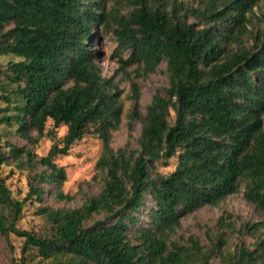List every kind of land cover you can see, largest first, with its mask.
<instances>
[{"label": "trees", "instance_id": "trees-1", "mask_svg": "<svg viewBox=\"0 0 264 264\" xmlns=\"http://www.w3.org/2000/svg\"><path fill=\"white\" fill-rule=\"evenodd\" d=\"M110 1L0 0V235L22 242L14 264H209L214 256L220 264H262L264 220L243 224L239 234L253 242L232 252L223 253L224 235L207 250L197 239H172L184 216L218 207L242 187L243 200L264 217V13L254 24L262 0H197L195 7L126 0L125 16L106 10ZM98 25L113 31L121 69L136 64L151 74L165 64L167 86L144 115L130 86V122L142 124L136 148L109 146L122 106L118 84L102 77L91 49ZM48 121L67 130L39 160L6 140L31 132L53 140ZM86 136L102 142L101 191L79 209L45 206L52 187L55 198L70 200L54 160ZM172 161L173 171L158 170ZM10 164L44 167L23 200L1 177ZM33 202L48 226L40 233L17 226Z\"/></svg>", "mask_w": 264, "mask_h": 264}, {"label": "rangeland", "instance_id": "rangeland-1", "mask_svg": "<svg viewBox=\"0 0 264 264\" xmlns=\"http://www.w3.org/2000/svg\"><path fill=\"white\" fill-rule=\"evenodd\" d=\"M186 1L192 6H197V0H179ZM106 10L113 9L122 16L132 9L126 0H112L105 3ZM112 10V11H113ZM258 21L256 26L262 25V16L264 13V0L254 9ZM93 35L96 42L91 44V49L97 53L95 57L96 64L100 67V72L104 78H113L118 84L120 90L119 103L122 106V113L119 123L112 129L107 139L109 146L113 150L123 147L128 141L131 145L137 147V139L140 136L142 124L140 121L130 122V113L133 108L131 100V85H135L139 93L138 109L141 115H144L146 107L150 104L153 96L161 92L167 86V75L165 73V64H161L154 73L140 74L142 65H128L121 69L119 62L118 42L113 31L103 26H96L93 29ZM128 54H123V60ZM2 59H0V62ZM5 105L0 101V107ZM264 129V126H263ZM52 130L55 138L52 140L49 136L37 137L31 132L28 138L22 136L10 135L6 138L19 148L29 150L34 160H39L47 155L54 143H59L66 134V127L59 126L54 128L53 123H46V131ZM5 127L0 125V134L4 135ZM129 135L131 138L129 139ZM102 142L94 136H86L81 141L75 143L68 155H61L55 158L54 163L58 168L65 171L66 180L60 187L64 196L70 197V200H58L53 196L54 187L46 196L45 206L54 209H79L88 198L99 194L103 186V175L96 168V163L101 155ZM175 161H172L166 168L158 167L162 174H168L173 171ZM44 170L43 166L20 168L16 164H10L2 167L1 177L5 179L12 196L17 200H23L28 192V181L37 172ZM243 187L240 192L229 196L218 207H203L181 219V227L176 230L172 236L181 244H188V240L197 239L203 250L211 247L212 241H215L220 235L227 238L226 247L223 253L232 252L236 245L245 241L250 245L253 240L245 235L239 234V228L247 222H261L263 215L253 206L247 204L243 198ZM37 203H27L23 209L22 216L17 223L21 230H31L34 232H43L48 227L45 220L37 213ZM145 212H143L144 214ZM226 216H230L226 217ZM230 228H226L220 221L224 219ZM101 216L95 217V220H101ZM142 219V223H145ZM264 232V230H263ZM21 240L14 235L8 239L0 235V264H14L20 254ZM209 264H220V258L214 256ZM264 264V262L262 263Z\"/></svg>", "mask_w": 264, "mask_h": 264}]
</instances>
